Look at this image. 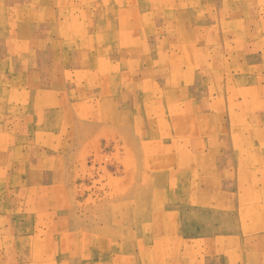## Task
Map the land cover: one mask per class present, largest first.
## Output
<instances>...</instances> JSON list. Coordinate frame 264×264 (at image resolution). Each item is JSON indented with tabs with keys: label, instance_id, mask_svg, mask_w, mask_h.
Segmentation results:
<instances>
[{
	"label": "rangeland",
	"instance_id": "obj_1",
	"mask_svg": "<svg viewBox=\"0 0 264 264\" xmlns=\"http://www.w3.org/2000/svg\"><path fill=\"white\" fill-rule=\"evenodd\" d=\"M253 31L264 0H0V196L28 210L0 215V264H211L220 241L264 243V224L219 228L225 200L264 215Z\"/></svg>",
	"mask_w": 264,
	"mask_h": 264
},
{
	"label": "crops",
	"instance_id": "obj_2",
	"mask_svg": "<svg viewBox=\"0 0 264 264\" xmlns=\"http://www.w3.org/2000/svg\"><path fill=\"white\" fill-rule=\"evenodd\" d=\"M254 40H248L247 44L242 47L241 53L244 54V60L245 62L242 63V68L245 70L250 69L255 64H261L263 67V76H264V32L257 33L256 31H253ZM220 166L227 167V166H233L237 169H239L240 160L237 157H222L220 158ZM1 164V163H0ZM227 170V180L222 183V186L220 188V198L223 199H232L234 200L237 198L240 199L241 193L240 190H231L230 187H233L236 185L238 187V184L240 183V177L236 176L235 169H224ZM227 183V184H226ZM234 184V185H233ZM264 188V187H263ZM203 189V188H202ZM201 190V188L199 189ZM264 189H261V186L259 188V192ZM232 191V192H230ZM227 200L224 201L220 208V235H236L240 234V231L248 228L253 229L256 228L258 223L264 224V212L263 216L259 220V222H253L246 224L240 220V202L238 201L237 205H232L231 203H227ZM13 202V201H12ZM19 205L14 206L12 203H1V196H0V215L2 213H26L28 210L19 211L16 208H18ZM264 211V210H263ZM234 214V216H233ZM226 216L231 218V220H225ZM233 216V217H232ZM233 218V220H232ZM236 218V219H235ZM222 219V220H221ZM224 219V220H223ZM231 231V232H226ZM22 235V232H21ZM0 239H5V236L1 233V227H0ZM235 242H239V244H235ZM234 243V244H233ZM233 243L229 244H222L220 243L215 244V249L220 251L222 250L223 253H225L222 258L220 257V252L217 254L216 258H209L211 264H264V243L260 242V238L257 237V235H251L249 236L248 240L246 238H243V240L240 241H234ZM242 251V252H241Z\"/></svg>",
	"mask_w": 264,
	"mask_h": 264
}]
</instances>
